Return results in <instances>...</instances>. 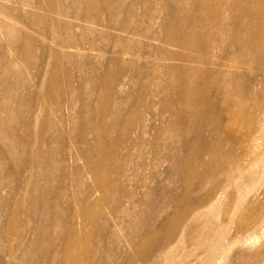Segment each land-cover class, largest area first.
<instances>
[{"label": "bare ground", "instance_id": "bare-ground-1", "mask_svg": "<svg viewBox=\"0 0 264 264\" xmlns=\"http://www.w3.org/2000/svg\"><path fill=\"white\" fill-rule=\"evenodd\" d=\"M7 1L30 6L28 9L25 8V18L21 21V18L15 17V9L7 5L10 3H0V13L6 17L15 18L14 20L17 21L16 28L28 33V37H14L11 34L10 27L0 21V27H4L7 30L5 35L6 44L3 43L6 45L7 51L5 52L3 49L4 52L1 51L2 54L0 55V190L7 194L4 197H1L2 194H0V218L2 217V213H6V216L10 215L6 226H2L0 221V233L1 231L7 232L8 226H11L12 222L15 223L18 220V201L16 200L14 207H11L9 202L12 196L16 194L14 193V189L16 187H23L26 191L31 192L36 188L35 184L39 176L37 172L38 160L33 155L30 159L24 157L17 159L10 158V152L16 151L17 145L19 149H27L28 145L26 144L34 142L33 136L28 134V139H25L18 134L19 129L27 130L26 126L27 121L31 118V109L37 108L35 118L34 120L32 119L33 125L36 124L34 122L35 120L37 122L39 113H45L44 106H39V104L36 106L39 102H35L32 105V98L34 96H31L33 95L31 76L37 70L38 61L41 59L42 64L46 66L44 77L50 81V77L53 78L57 75L55 68L50 69V64L57 65L63 62H72L75 58L76 54L61 53L59 48H71L79 53L86 49L102 52V55L109 51L112 53L108 57V65L103 64L97 68V63L96 68L92 71V75L98 77L99 81L103 80L102 75H104V78L112 76L110 82L103 81V84L93 85L92 87L87 86L83 88V91H79L83 92L84 97H81L86 98L82 111L86 112L88 117L91 113H94L91 109V102H93L92 98L95 99L93 97L95 95L94 91H97L98 100L95 103V112H100L112 118L111 123L102 127H95L88 117L81 122L86 132L94 135L98 146V148L95 147V144L92 146L94 153L108 152L111 139L106 138L108 141L104 144L101 141V137L104 133L110 137V132L119 125L117 123L118 117L116 118V116L121 112V106H123L121 103L125 104L123 98H126V103H128L127 99L131 101L129 102L130 104L128 103L130 105V109L129 107L128 109L131 111L130 113H133V115L130 114V123L133 124L138 118L145 119L143 118L144 115L142 116V110L143 107L146 108V105L142 99L150 93L165 97V102L162 104L164 111H174L167 100L169 99L167 90H172L178 94L177 105L179 108L186 110L185 112L198 119L200 127L209 126L215 135H221L218 133L221 125L216 120L208 121V112L204 111V103L199 100L200 96L213 83L218 85V92L225 102L229 104V107L234 105L238 110L240 108L239 116L242 117L243 114L252 116L247 123L245 121L244 126L251 128L256 125L258 127L264 125V85L259 90L261 93L260 99L245 95L243 86L238 80L241 78L243 71L242 69L230 71L229 63L230 61L249 60L254 63L263 64V66L259 65L260 68L257 67V70L264 71V69H261L264 68V0H239V2L236 0H90L87 4L80 5H68L65 1L61 3L54 0H43L42 2L33 4H29V2L23 0ZM61 6H63V9H59ZM35 8L45 11V13H41ZM247 12H250L252 16L246 14ZM59 14L69 15L71 20L62 19ZM81 21L90 23V25H96L97 27L86 26ZM53 24L58 27L63 26L65 30H76L77 33H70L66 39H62L59 44L56 43V46L50 48V43H48L50 42V25L53 28ZM36 25L43 26L41 40L45 45L41 46V58L35 56L33 47L34 40L36 39L33 38L32 29ZM258 25L260 28H257ZM54 29L60 32L59 29ZM95 36H98L103 43L100 44V42L96 41V38L94 39ZM3 39L1 40L4 41ZM153 42H156V44ZM168 46H175L179 50L170 49ZM0 47L4 46L1 45ZM123 55H127L129 60L124 59ZM90 60V57L87 56L86 61ZM150 60L153 61L152 64ZM163 60L170 62L163 63ZM113 64L116 65V70L113 68ZM28 73H30V76ZM162 73L167 76V79L163 78L164 82H161V77L164 76ZM215 73H231L232 75L234 73V76L232 78H220L215 76ZM138 79H145V81L138 82ZM152 83L153 85H151ZM125 85H128L127 89ZM46 88L47 95L50 96V84ZM74 90L76 91V89ZM109 97L114 98L115 105L108 104ZM245 98L251 104L248 110L245 106L243 108ZM137 99L138 101L136 102ZM114 108L115 110L113 111ZM212 111L213 109L211 110V114L213 113ZM26 114L28 115L26 116ZM46 122L48 133L50 132V120ZM144 125L147 126L146 124ZM53 127L58 130L57 123ZM170 127L171 124L161 127L159 130L160 132H166L165 136H167H164L165 139L176 138V135L179 134L178 129L169 130ZM145 129L147 130V128ZM140 130L142 131H140L134 143L139 141L142 144L145 140L144 133L146 130ZM7 134L11 138H14L12 139V143L5 139V135ZM35 135L37 137V134ZM234 137L228 138L223 136L222 138H225L224 142L228 144L229 141L235 140ZM258 138L261 139L257 135L255 141ZM245 139H247L245 136L240 137L239 135L237 137L241 145ZM36 141L30 147L33 153L38 151V146L35 150L33 148ZM212 144H214L213 149L215 150H213L214 153L209 159V171L206 176V181L208 180L212 184L207 191H193L173 196L169 194H165L164 196L157 194L159 198H163L162 203H156V201L151 199L152 197L150 198L151 200L136 201L138 205H144V207L148 208V210L146 209L147 212L137 213L138 217L141 218V222H145V217L147 214L149 216L150 213L154 222H157L158 228L154 224L153 226L148 224L147 229L143 232L140 228L135 229L127 238L130 246L134 247L136 242L135 237L142 239L143 244L150 245L159 237L160 230L168 229V232L161 239L152 255L143 261L134 258L130 264H195L197 249L201 244L209 240L208 226L220 220V212H218L217 207L230 194V189L234 184L232 174L238 171L235 170V165L238 166L240 159L242 163L246 164L248 157L256 151V145H254L250 154L249 151L247 154L246 150L243 152V149L240 153L228 152L223 154L219 151V147L215 148L216 144L214 142ZM169 156L167 155L166 158ZM164 158H162L163 161ZM109 161H114L112 155L108 156L107 162ZM127 162L128 160L125 161V163ZM139 162L141 161L139 160ZM10 164L13 167L14 165L23 164V170L29 174L26 182L23 183V180L20 178L22 174L20 169H14L12 173L10 172L11 170H8ZM105 164L106 161L105 163H99L97 169L94 171L95 187L90 188V192H93L91 196L97 190H106L111 187L114 191L116 187V185L110 182L109 177L105 175L107 170ZM143 166L145 167V165ZM134 170L136 169L134 168ZM52 172L54 173V170ZM132 173L134 174V172ZM110 174L111 170L109 168L108 176ZM216 174L222 176L221 180L218 181ZM10 176L15 178V183L12 188L6 189L8 188L7 183L10 180ZM86 197L83 199L85 205L76 214H79L84 221H89L91 217L90 209L98 205L101 199L96 198L94 201H90L89 197ZM258 199L259 191L257 189L253 188L251 191L242 192L238 188L237 197L232 206V214L230 215L232 219L240 208L249 202L248 204L252 210L250 209L240 228H243V226H252L254 228L253 232L249 235L250 242H257L259 240L261 236L258 235V232L260 230H262L260 232L261 235H264V208L262 201ZM31 216L33 218L32 221L35 220V213L33 211ZM43 218L47 219L46 224L48 228L52 224L57 225L59 222L57 217L50 222V215L48 213L43 215ZM132 224L133 221H131ZM33 225L37 230L38 237H43L46 234L47 237H50V231L48 233L47 229H39L37 221H34ZM210 230L212 233L211 228ZM144 232L145 234H143ZM220 235L221 231L219 229L216 230L215 236L219 238ZM78 242V237L73 236L70 237L69 243L65 245V253L73 261L67 264H76L75 260H78V254L75 247ZM32 245L33 243L29 244V246ZM60 247L57 248V251L60 250ZM5 250L1 246L0 254H4ZM26 258L27 256L23 255L19 258L18 263L22 262L23 264ZM113 262L115 263V261ZM221 263L217 262L216 264ZM256 264H264V262Z\"/></svg>", "mask_w": 264, "mask_h": 264}, {"label": "rangeland", "instance_id": "rangeland-1", "mask_svg": "<svg viewBox=\"0 0 264 264\" xmlns=\"http://www.w3.org/2000/svg\"><path fill=\"white\" fill-rule=\"evenodd\" d=\"M23 1L33 4L42 2L43 0ZM54 1L61 3L65 1L68 5H80L87 4L90 0ZM236 1L239 2V0ZM0 3H10L7 5L15 9V17L18 19L21 18V21L25 18V8L28 9L30 6L21 3L14 4L7 0H0ZM35 9L39 10L41 13H45V11L41 9ZM59 9H63V6ZM246 14L251 15L250 12ZM59 16L62 19L71 20L69 15L59 14ZM14 19L13 17L9 18L0 13V21L4 22V24L6 23L10 27L11 34L14 37H28L27 32L16 28L17 21ZM81 23L92 28L97 27L96 25H90V23L84 21H81ZM54 28L59 29L60 32H57ZM257 28H260V26L258 25ZM6 31L4 27H0V46L2 45L5 47H0V52L7 51V47L4 45L6 44ZM70 33H77V31L65 30L63 26L58 27L54 24L52 28L50 25V42H48L50 43V48L56 46V43L59 44L62 39H66ZM32 34L33 38L36 39L33 44L35 56L41 58V46L45 45L41 40L43 26L36 25L32 29ZM2 38H4V41L1 40ZM94 39L100 42V44L103 43L98 36H95ZM153 43L156 44V42ZM168 47L173 50H179L175 46ZM59 51L61 53L76 54L74 60L72 62H63L57 65L50 64V69L55 68L57 75L53 78L50 77L49 81L44 77L46 66L42 64L40 59L37 63V73H34L36 75L33 74L31 76L33 92H31L33 94L31 96H34V98L30 96L33 100L32 105H34L35 102H39L36 106L38 104L39 106H44L45 113L40 112L37 122L36 120L34 122L36 124L33 125L32 119L34 120L35 118L37 108L31 109V118L27 121V126L25 125L27 130L19 129L18 134L25 139H28L27 137L29 135L33 136L34 142L37 140L33 148L35 150L38 146V151L33 153L30 149L34 142L26 144L28 145L27 149H19V146L16 144V151L13 150L10 152V158L17 159L24 157L30 159L33 155V157L38 160L37 172L39 176L36 180L35 190L28 192L23 189V187H16L14 189V193L16 194L12 196L9 202L10 206L14 207L16 200L18 201L17 206L19 208V215L18 220L15 223L12 222L11 226H8L9 229L7 232L1 231L0 233V247L2 246L6 249L4 254H0V264H17L19 258L23 255L27 256L23 264L72 263L71 257L65 253V245L69 243L70 237L73 236H77L79 239L75 247L78 254V260H75L76 264H130L131 260L134 258L143 261L152 255V252L158 247L161 239L168 232V229L160 230L159 237L150 245L143 244L142 239L135 237L136 242L134 247L130 246V242L127 238L135 229L137 230L140 228L143 232L147 229L148 224L151 226L154 224V226L158 228L157 222H154L149 212L150 217L147 214L144 220L145 222H141V218L138 217L137 213L143 211L147 212L148 208L146 206L144 207V205H138L137 202L146 201L152 197L151 199L156 201V203H162L163 198H159V194L163 196L165 194L173 196L193 191H207L212 184L208 180L206 181V176L209 171V159L214 153L213 150H215L213 149V142L216 144L215 148L219 147V151L223 154L228 152L240 153L242 149L243 152L246 150V153L248 154L249 151L250 154L254 145H256V151L248 157L246 164L242 163L240 159L238 166L235 165V170L238 171L232 174L234 180L233 187L230 189V194L226 200L217 207L218 212H220V220L208 226L209 240L201 244L197 249L195 264H216L217 262H222L221 264L263 263L264 235L260 233L262 230L258 232V235L261 236L259 240L257 242H250L249 235L253 232L254 228L252 226H243V228H240L244 219L250 212L251 208L248 204L249 202L245 203L232 219L230 215L232 214V206L237 197L238 188L241 189L242 192L251 191L253 188L257 189V191H259L258 200L262 201L264 208V125L261 127L256 125L251 128L249 126H244L245 121L247 123L252 116L250 117L246 114H243L242 117L239 116L240 108L238 110L234 105L229 107V104L226 103L224 98L219 94L218 85L213 83V85H210L206 89V92L200 96L199 100L204 103V111L208 112V121L216 120L221 125L218 131L221 135H215L209 126L200 127L198 119L192 117L188 112H185L186 110L179 108L177 105L178 94L172 90H167L169 94V99L167 100L174 111H164L162 109V104L165 102V97L150 93L142 99L147 108L143 107L142 110V116L144 115L143 118L145 119L138 118L139 121L137 119L133 124L130 123L131 115H133L129 110V102L131 101L127 99L128 104L126 103V98H123L125 104H123V102L121 103V105H123L120 110L121 114L118 113L116 116V118L118 117L117 123H119V125L110 132V137L106 133L101 137V141H103L104 144H106L108 138L111 139L108 152L94 153V148L92 146L95 144V147L98 148L94 135L86 132L82 126L83 123H81L87 119L88 115L86 112L82 111L86 98H82L84 97L83 92L79 91H83V88L87 86L92 87L93 85L103 84V81L107 83L110 82L112 76H109L110 78H104V75H102L103 80L99 81L98 77L92 75V71L96 68L97 63V68L101 67L103 64L108 65V57L112 53L109 51L102 55V52L93 49L82 50L79 53L71 48H59ZM87 56L90 57V61H86ZM123 58L129 60L127 55H123ZM162 62L169 63L170 61L163 60ZM150 63L152 64L153 61ZM229 63L230 71L242 69L243 74L238 80L243 86L245 95L260 99L261 93L259 90L264 85V71H258L257 67L260 68L263 64L254 63L249 60H240L237 62L230 61ZM112 66L116 70V65L113 64ZM28 74L30 76V73ZM162 74L165 76L164 73ZM164 76L161 77V82L167 79V76ZM215 76L220 78H232L234 73L233 75L231 73H215ZM137 81L144 82L145 79H138ZM49 84L50 96L47 95L46 88ZM151 85H153V83ZM253 86H255V88H253ZM125 87L127 89L128 85H125ZM74 89L78 91L76 92ZM94 93L95 95L93 97H95V99L92 98L93 102H91V109L94 113H91L88 118L95 127H102L111 123L110 121L112 118L100 112H95V103L98 97L97 91H94ZM137 101L138 99L136 102ZM108 102V104L115 105L113 97H109ZM243 102V108L245 106L248 110L251 107L250 102L246 98ZM212 109L213 113L211 114ZM114 110L115 108L113 111ZM27 115L28 114H26V116ZM121 115H123L122 119ZM48 120H50V132L47 133L46 121ZM141 120L144 121V123H142ZM56 123L58 124V130L53 127L56 126ZM170 124L171 127L169 130L178 129L179 134L176 135L178 140L175 137H172V139H165L167 136H165L166 132L159 131L161 127ZM145 128L149 130L147 134ZM140 129L146 130L144 133L145 140L142 144H140L139 141L134 143L140 131H142ZM56 132L57 134H55ZM255 133L257 134L255 135ZM35 134H37V137ZM239 135L240 137H247V139L242 142V145L239 140H237ZM257 135H259L261 139L258 138V140L255 141ZM223 136L228 138L235 136V140L229 141L227 144L224 142L225 138H222ZM5 139L12 143V139L14 138H11L7 134L5 135ZM109 155L113 156L114 161L107 162ZM165 155L170 156L166 158ZM162 158H164V161ZM126 160H128L127 163H125ZM139 160L141 162H139ZM105 161V165L107 166L105 175L109 177L110 182L116 185V187L114 191L111 187L106 190H97L94 195L91 196L93 192H90V188L95 187L94 171L97 169L99 163H105ZM10 165L8 170H11L10 172L12 173L14 169H20L22 171L20 178L23 180V183L26 182L29 174L27 171L23 170V164L14 165L15 168L13 165ZM143 165H145V167ZM173 166L175 169H173ZM133 167L136 170H134ZM109 168L111 174L108 176ZM53 170L54 173L52 172ZM132 172H134V174ZM241 175L243 176L240 177ZM216 176L218 181L221 180L222 176L220 174H216ZM12 178L13 177L10 176L9 182L11 183H7L8 188L6 189L14 186L15 178ZM0 194H2L1 197H4L7 193L0 190ZM85 197H89L90 201H94L96 198L101 199L98 205L90 209L91 217L89 221H84L79 214H76L79 213L82 206L85 205L83 202ZM32 211L35 213V220L33 221L31 216ZM47 213L50 215V222L56 217L59 219V222H56L57 225L52 224L50 228L47 227V219L43 218V215ZM9 216L10 215L6 216V213H2V217L0 218L2 226L8 224V219H10ZM34 221L38 222L39 229H47L48 233L50 231V237H47L46 233L43 237H38L36 233L37 230L33 225ZM131 221H133L132 225ZM210 228L212 229V233ZM218 229L221 231L219 238L215 236V231ZM143 234H145V232ZM30 243H33V245L29 246ZM59 246H61L60 250L57 251ZM113 261H115V263ZM18 264H22V262Z\"/></svg>", "mask_w": 264, "mask_h": 264}]
</instances>
